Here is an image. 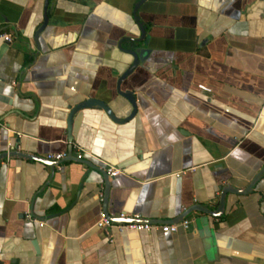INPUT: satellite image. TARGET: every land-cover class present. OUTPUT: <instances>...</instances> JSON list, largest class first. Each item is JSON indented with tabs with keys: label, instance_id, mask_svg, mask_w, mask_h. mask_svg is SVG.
<instances>
[{
	"label": "crops",
	"instance_id": "crops-1",
	"mask_svg": "<svg viewBox=\"0 0 264 264\" xmlns=\"http://www.w3.org/2000/svg\"><path fill=\"white\" fill-rule=\"evenodd\" d=\"M2 33L0 153L31 158L0 161V264H264V175L221 216L190 213L264 168V0H0ZM91 98L119 121L77 112L72 156L42 162L69 155ZM103 163L121 171L108 190ZM102 211L191 224L106 232Z\"/></svg>",
	"mask_w": 264,
	"mask_h": 264
},
{
	"label": "water",
	"instance_id": "water-1",
	"mask_svg": "<svg viewBox=\"0 0 264 264\" xmlns=\"http://www.w3.org/2000/svg\"><path fill=\"white\" fill-rule=\"evenodd\" d=\"M48 4H49V1L46 2V5H47L46 8L48 7ZM48 21H49V18L46 15L44 23H43V25L40 28V31L38 33L42 32L45 29V27L48 25ZM38 33H37V35H38ZM143 35H145V30L143 31ZM141 40H143V38ZM141 40H139V41H141ZM130 54L134 57V61H133L132 65L127 69V71L121 76V78L119 80V87L121 86V83L143 62V60L145 59V56L147 57V54H149V50H147V49H137V50H134V51L132 50ZM123 96L130 101V103L133 105L134 109L136 110L135 97L131 93H125V95H123ZM93 108L103 110L109 115V117L111 119H113L114 121H119V119L116 117V115H115L114 111L112 110V108L106 102L98 100V99H92L91 98V99H88V100L76 105L75 107L71 108L70 115H69V118H68V140L71 143L69 151H68V154H69L68 156H72V148H73L72 142L74 140L73 132H72L73 131V120H74V117H75L76 113L81 111V110H84V109H93ZM19 143L20 142H19V139H18L17 140V148H19ZM25 156L28 159L31 158V157H27L29 155H25L24 153H18L17 151L16 152L6 151L4 153H0V161L8 159V158H13V157L18 158V157H25ZM90 158H92V157H90ZM35 160H37V159H35ZM40 160L42 162H44L43 160H46L51 165H54V169H56L57 166H60L65 161H68V159L62 160V161H52V160L47 159V157H46V159H40ZM69 161L85 162L84 159H82V160L69 159ZM93 166H94V164H92V167ZM94 169H96L98 171H101V173L103 174L104 179H105V183H106V187H107L106 190H108V187H109V182L108 181L110 180V177L108 175L109 165H107V164L105 165L103 163L102 169H100L97 166H95ZM263 175H264V168L262 169V171H260L259 174L256 175V177L253 179L251 184L245 190L236 191V190L231 189L230 187H227V188L223 189V191L221 193V196H220V207L216 211H211V210H209L206 207H196L194 209H191L190 213L203 212V213H206L208 215L215 216V217L221 216V214L223 213V210H224L226 196L228 194H231V193H234V194H246V193H248L249 191H251L253 189V187L262 178ZM111 177H116V176H111ZM105 204H106V199H105ZM29 214L31 215V213H29ZM186 216H187V214L184 215V218ZM31 218H32V216H31ZM113 219L115 220V222H124L122 220H118V219H115V218H113ZM143 221L150 222V223H157V222H154V221H147L145 219H143ZM159 224H168V223H159ZM169 224H172V223H169Z\"/></svg>",
	"mask_w": 264,
	"mask_h": 264
},
{
	"label": "built area",
	"instance_id": "built-area-1",
	"mask_svg": "<svg viewBox=\"0 0 264 264\" xmlns=\"http://www.w3.org/2000/svg\"><path fill=\"white\" fill-rule=\"evenodd\" d=\"M0 38L11 42L13 37L11 34L2 33L0 34ZM85 155L95 158L91 153L85 152L83 150L77 155V159H84ZM67 153H51L47 155V159L52 161H61L67 157ZM108 165V164H107ZM108 173L110 176H117L121 173L119 169H116L109 165ZM31 218V215H28ZM118 220H122L124 222H115V220L110 217L106 212L102 211L100 215V219L97 222L96 226L104 231H109L111 229H117L121 232L123 231H135V232H151L155 230H160L164 233L175 234L178 232L180 227L189 228L191 221L183 220L180 223L175 224H159V223H150L143 221L141 215L139 214H130L127 212L120 213L117 218Z\"/></svg>",
	"mask_w": 264,
	"mask_h": 264
}]
</instances>
